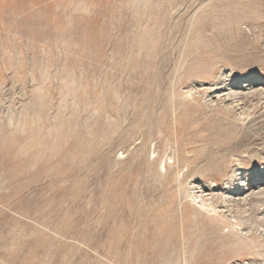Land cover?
<instances>
[{
  "label": "rangeland",
  "instance_id": "obj_1",
  "mask_svg": "<svg viewBox=\"0 0 264 264\" xmlns=\"http://www.w3.org/2000/svg\"><path fill=\"white\" fill-rule=\"evenodd\" d=\"M263 191L264 0H0V264H264Z\"/></svg>",
  "mask_w": 264,
  "mask_h": 264
},
{
  "label": "bare ground",
  "instance_id": "obj_2",
  "mask_svg": "<svg viewBox=\"0 0 264 264\" xmlns=\"http://www.w3.org/2000/svg\"><path fill=\"white\" fill-rule=\"evenodd\" d=\"M165 168V167H164ZM262 194H264V191L262 192ZM246 202V201H245ZM247 203V202H246ZM250 231V230H249Z\"/></svg>",
  "mask_w": 264,
  "mask_h": 264
}]
</instances>
